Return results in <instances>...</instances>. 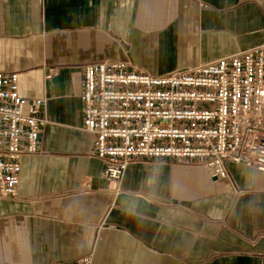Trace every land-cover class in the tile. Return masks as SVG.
I'll return each instance as SVG.
<instances>
[{"label": "crops", "instance_id": "crops-1", "mask_svg": "<svg viewBox=\"0 0 264 264\" xmlns=\"http://www.w3.org/2000/svg\"><path fill=\"white\" fill-rule=\"evenodd\" d=\"M261 44L264 0H0V70L45 119L0 197V264H264V171L136 159L108 180L80 100L90 62L163 74Z\"/></svg>", "mask_w": 264, "mask_h": 264}, {"label": "built area", "instance_id": "built-area-1", "mask_svg": "<svg viewBox=\"0 0 264 264\" xmlns=\"http://www.w3.org/2000/svg\"><path fill=\"white\" fill-rule=\"evenodd\" d=\"M18 79L0 70L2 198L17 196L21 158L38 152L45 123L44 100L28 102ZM80 100L108 180L120 183L136 159L171 158L221 178L231 177L230 162L264 171V44L163 74L90 62ZM93 256L91 249L66 264H92Z\"/></svg>", "mask_w": 264, "mask_h": 264}]
</instances>
